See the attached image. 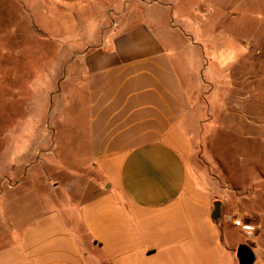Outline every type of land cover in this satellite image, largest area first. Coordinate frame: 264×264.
Returning a JSON list of instances; mask_svg holds the SVG:
<instances>
[{
	"label": "crops",
	"instance_id": "0c3cea01",
	"mask_svg": "<svg viewBox=\"0 0 264 264\" xmlns=\"http://www.w3.org/2000/svg\"><path fill=\"white\" fill-rule=\"evenodd\" d=\"M245 1L226 5L231 35H243L239 19L255 21L254 10L241 8ZM117 3L110 5H126ZM129 20L125 15L83 53L86 154L77 167L58 162L69 177L42 183L44 193L12 190L0 264H239L242 243L254 253L252 264H264V168L248 183L247 198L238 187L229 201L216 196L190 164L174 48L146 23Z\"/></svg>",
	"mask_w": 264,
	"mask_h": 264
},
{
	"label": "rangeland",
	"instance_id": "374dc122",
	"mask_svg": "<svg viewBox=\"0 0 264 264\" xmlns=\"http://www.w3.org/2000/svg\"><path fill=\"white\" fill-rule=\"evenodd\" d=\"M173 1L0 0V234L12 190L44 193L69 177L58 162L77 167L86 154L83 53L125 15L174 48L192 168L216 196L250 195L264 168V0L242 4L260 14L238 20L243 35H231L232 0Z\"/></svg>",
	"mask_w": 264,
	"mask_h": 264
},
{
	"label": "water",
	"instance_id": "95a60500",
	"mask_svg": "<svg viewBox=\"0 0 264 264\" xmlns=\"http://www.w3.org/2000/svg\"><path fill=\"white\" fill-rule=\"evenodd\" d=\"M219 201L214 203V216L218 215L219 212ZM236 256L238 258L239 264H252L255 256L249 246L246 244H239L236 250Z\"/></svg>",
	"mask_w": 264,
	"mask_h": 264
},
{
	"label": "built area",
	"instance_id": "2783aa9c",
	"mask_svg": "<svg viewBox=\"0 0 264 264\" xmlns=\"http://www.w3.org/2000/svg\"><path fill=\"white\" fill-rule=\"evenodd\" d=\"M233 224L240 226L242 228V230L246 233L249 234L251 233V231L253 230V227L248 225V224H244L240 218H233Z\"/></svg>",
	"mask_w": 264,
	"mask_h": 264
}]
</instances>
